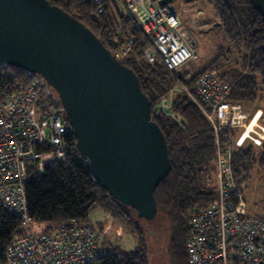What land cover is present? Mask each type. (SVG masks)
Here are the masks:
<instances>
[{"label": "built area", "instance_id": "built-area-1", "mask_svg": "<svg viewBox=\"0 0 264 264\" xmlns=\"http://www.w3.org/2000/svg\"><path fill=\"white\" fill-rule=\"evenodd\" d=\"M93 2L99 12L112 6L128 22L125 43L115 54L118 59L131 50L137 33L146 43L147 61L159 59L170 72L178 74L196 58L188 31L171 3ZM29 74L32 82L28 86L0 98V203L21 218L26 230L6 246L5 264H92L99 252L89 225L69 219L67 225L36 234L27 213L24 181L28 172L40 174L49 167L68 165L71 151L66 136L74 133L57 108L60 99L55 90L39 74ZM176 93H184L198 105L212 125L217 145L216 166L201 177L215 190L216 199L190 212L185 244L188 263L264 264V215L250 211L244 183L236 181L232 163L239 149L264 144L263 110L231 100L229 83L205 70L196 77L177 78L169 95L152 109L153 118L161 113L186 128L183 118L172 110ZM223 131H229L225 139L221 137Z\"/></svg>", "mask_w": 264, "mask_h": 264}, {"label": "trees", "instance_id": "trees-1", "mask_svg": "<svg viewBox=\"0 0 264 264\" xmlns=\"http://www.w3.org/2000/svg\"><path fill=\"white\" fill-rule=\"evenodd\" d=\"M50 1L84 23L113 54L123 47V34L128 22L112 6L99 12L93 0ZM186 1L192 4L199 2ZM203 2L215 13L218 32L230 44V50L220 47V53L201 72L210 70L219 75L229 83L231 100L252 107L264 96V16L249 0ZM192 45L195 44L192 42ZM145 47L144 39L137 33L131 50L119 60L138 75L153 109L169 95L177 79L161 61L149 63L144 55ZM31 82L32 76L27 71L10 65L0 67V98L8 91L25 88ZM57 108H62L61 102ZM172 110L183 118L186 128L161 113L154 117L166 137L171 168L154 192L158 212L147 223L158 225L157 216H167L171 263L189 264L185 247L189 235L188 218L195 206H206L216 199L215 190L201 177L214 168L217 145L212 125L187 95L176 93ZM64 120L68 122L66 118ZM228 133L223 131L221 137L225 139ZM66 140L71 151L68 165L49 167L40 174L28 172L24 181L28 215L33 222L42 225L41 233L67 225L69 219H76L93 230L90 214L96 207L122 215L134 225L141 240L131 250L120 246L110 249L104 256L105 264H148L146 242L150 231L142 230L140 218L134 217L135 209L115 199L92 178L82 161L75 134L68 133ZM260 148L245 146L234 153L233 172L238 183L251 177L255 164L259 170H264V144ZM25 233L21 218L0 203V264H5L6 246Z\"/></svg>", "mask_w": 264, "mask_h": 264}, {"label": "water", "instance_id": "water-1", "mask_svg": "<svg viewBox=\"0 0 264 264\" xmlns=\"http://www.w3.org/2000/svg\"><path fill=\"white\" fill-rule=\"evenodd\" d=\"M249 1L264 16V0ZM6 65L49 83L92 178L138 218L154 219V192L171 161L135 71L50 0H0V67Z\"/></svg>", "mask_w": 264, "mask_h": 264}, {"label": "rangeland", "instance_id": "rangeland-1", "mask_svg": "<svg viewBox=\"0 0 264 264\" xmlns=\"http://www.w3.org/2000/svg\"><path fill=\"white\" fill-rule=\"evenodd\" d=\"M198 1L192 4L186 0H173L171 3L181 19L183 28L188 31V36L195 44L192 45V50L196 55V58L183 66L178 74L173 73L176 79L181 78L180 75L196 77L199 71L201 72L220 53V47H224L225 50L227 48V50H230V44L218 32V20L212 8L205 5L203 0ZM117 13L120 12L117 11ZM197 17L199 19L195 20ZM230 52L232 53V50ZM253 107H260L264 112V96ZM248 108L250 109V107ZM60 114L63 119L66 118L63 107L61 108ZM262 146L254 148L259 150ZM213 165L214 167L216 166L215 161ZM243 183L250 211L254 214L264 215V170H259L255 164L251 177ZM135 215L134 217L137 219V212ZM157 217L156 222L158 225H154L153 223L148 224V220L140 218L142 230L145 232L150 231V235H147L148 240L146 242L148 264H172L168 252L170 229L168 217L164 214ZM90 221L96 236V245L99 252L98 260L92 264H105L106 260L104 256L113 247L120 246L123 249L131 250L141 240V236L135 231L134 225L127 219L122 218V215L113 214L96 207L90 214ZM32 226L35 233L39 234L43 232L40 229L42 225L33 222Z\"/></svg>", "mask_w": 264, "mask_h": 264}, {"label": "crops", "instance_id": "crops-1", "mask_svg": "<svg viewBox=\"0 0 264 264\" xmlns=\"http://www.w3.org/2000/svg\"><path fill=\"white\" fill-rule=\"evenodd\" d=\"M189 11V10H188ZM192 13V12H191ZM183 22H184V19H183ZM190 31V30H189Z\"/></svg>", "mask_w": 264, "mask_h": 264}]
</instances>
